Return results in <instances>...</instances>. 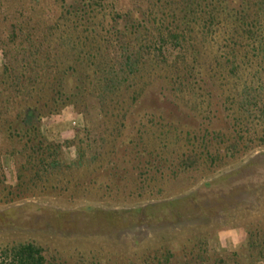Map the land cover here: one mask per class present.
Returning <instances> with one entry per match:
<instances>
[{
    "label": "trees",
    "instance_id": "16d2710c",
    "mask_svg": "<svg viewBox=\"0 0 264 264\" xmlns=\"http://www.w3.org/2000/svg\"><path fill=\"white\" fill-rule=\"evenodd\" d=\"M48 2L40 13V0L26 1L3 31L0 170L10 155L17 184L2 180L0 204L54 197L79 207H10L0 212L5 226L43 216L60 229L121 231L250 209L257 216L242 218L238 250L219 253L196 233L159 264H264V151L223 172L264 150V0ZM71 105L86 126L69 164L42 128ZM1 248L9 264H66L34 243Z\"/></svg>",
    "mask_w": 264,
    "mask_h": 264
},
{
    "label": "rangeland",
    "instance_id": "374dc122",
    "mask_svg": "<svg viewBox=\"0 0 264 264\" xmlns=\"http://www.w3.org/2000/svg\"><path fill=\"white\" fill-rule=\"evenodd\" d=\"M23 10H18L22 5ZM29 0H9L6 5L11 11L10 18L6 19L0 14V70L6 64L5 47L2 45L4 40L3 31L7 34L11 30L12 23L15 20H21L24 12L27 11ZM44 7L38 8V12L42 13L45 3L50 5L48 0H40ZM72 2V0H68ZM44 2V3H43ZM4 0H0V5H3ZM0 8H3L0 7ZM1 11V9H0ZM52 14L55 9L51 6ZM40 16H35L34 20H38ZM6 29V30H5ZM5 35V34H4ZM70 79L65 81V91L74 90L75 84ZM162 84H158L157 91L159 96H155L158 108L163 109L161 93ZM152 102V101H151ZM154 103V102H153ZM73 122L77 125L73 126ZM86 126L85 117L75 107L68 106L61 114L48 117L43 123V134L51 142L64 145L65 160L70 163H75L79 158V151L76 146L71 145L77 136L83 137V130ZM55 128V129H52ZM55 130V133L52 132ZM97 130V127H96ZM100 127H98V132ZM263 149L252 152L243 162L234 165L223 172L230 171L242 165L246 160L255 156ZM0 170V200L2 195V180L8 187H15L17 184V171L14 159L10 155H5L1 158ZM264 198H262V201ZM34 203L36 205L48 206L57 209L75 210L79 205H70L55 199L54 197H35L22 201H17L9 206L0 204V212L12 207H22L25 204ZM254 200H251V204ZM100 208H118L119 205H110L102 202L96 203ZM135 206V205H134ZM136 206H140L136 204ZM257 213H253L248 209L247 212L232 213L231 215L222 216L219 218L205 217L196 221L186 222L179 225H152L141 227L139 224L130 229L125 230H109L101 223H93L86 230L81 227L74 229H60L55 219H50L43 216H32L16 222V226L7 227L3 223L7 216L0 217V264H9V260L5 259L1 254V247L12 246L20 243H34L42 246L49 254H56L62 258V262L66 264H159V256L161 252H166L168 249L176 250L181 243L187 241L196 233L208 234L209 239H212L219 233H225L232 230H245L240 226L244 220L250 217L256 218ZM10 218H7L8 220ZM246 234V232H245ZM246 236V235H245ZM246 239V237H245ZM238 244V243H237ZM238 245L237 247H239ZM233 252V251H232ZM230 253V252H228Z\"/></svg>",
    "mask_w": 264,
    "mask_h": 264
},
{
    "label": "crops",
    "instance_id": "0c3cea01",
    "mask_svg": "<svg viewBox=\"0 0 264 264\" xmlns=\"http://www.w3.org/2000/svg\"><path fill=\"white\" fill-rule=\"evenodd\" d=\"M52 132L55 133V130H52ZM245 235V232L242 230L237 231L235 229L229 232L219 233L214 237V242H212V239H209V245L212 250L219 253L234 252L244 243ZM238 245L240 246L237 247Z\"/></svg>",
    "mask_w": 264,
    "mask_h": 264
},
{
    "label": "built area",
    "instance_id": "2783aa9c",
    "mask_svg": "<svg viewBox=\"0 0 264 264\" xmlns=\"http://www.w3.org/2000/svg\"><path fill=\"white\" fill-rule=\"evenodd\" d=\"M77 125V123L76 122H73V126H76Z\"/></svg>",
    "mask_w": 264,
    "mask_h": 264
}]
</instances>
